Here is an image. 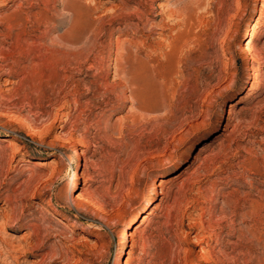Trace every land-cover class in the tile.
Here are the masks:
<instances>
[{
    "label": "rangeland",
    "instance_id": "1",
    "mask_svg": "<svg viewBox=\"0 0 264 264\" xmlns=\"http://www.w3.org/2000/svg\"><path fill=\"white\" fill-rule=\"evenodd\" d=\"M79 1L81 106L0 101V264H264V0Z\"/></svg>",
    "mask_w": 264,
    "mask_h": 264
},
{
    "label": "bare ground",
    "instance_id": "2",
    "mask_svg": "<svg viewBox=\"0 0 264 264\" xmlns=\"http://www.w3.org/2000/svg\"><path fill=\"white\" fill-rule=\"evenodd\" d=\"M5 1L6 0H0V7L2 5L8 4V2H5ZM202 1L203 0H200L199 2H202ZM61 2H62L63 6L61 8H59L57 6L56 0H14L15 8H13L11 10V12L2 13V14L0 13V101L1 102L4 99H6L8 96L12 95V96H16L17 100L21 103H27L29 106L39 108V106H41L43 104V102L46 98L47 99L52 98L51 96L54 95V97H55L54 100H56V102L58 104H60L59 106H60L61 111L65 110L66 108H70L71 105H73L72 104L73 102H74V105L76 108H79V106H81V101L79 100V98L77 96L79 93L78 92V90H79L78 86H79L81 79H79L80 80L79 81L76 78V75H78L76 73H77V70L81 66H84L85 64H90V66H91L92 61L94 59L97 60V56L96 55L93 56V55L95 54V51L97 48L98 39L101 36L100 35V28L102 26V20H100V21L97 20L99 23L96 25V27H94V29L91 30L90 25H87V24L84 25V23H83V20L86 17L89 18L90 14H91L92 6L90 4L82 7L83 5H85V2L82 5L79 0H62ZM91 2H94L97 4L96 0H92ZM98 7L99 6H97V8ZM138 8L136 10V14L141 16L142 13H144V12H142L143 10H140ZM198 8H200V7H198ZM65 10L67 11L66 14L63 12ZM105 11L111 13L115 10L107 9ZM132 13H134V12H132ZM64 14H65V16H64ZM60 16H64L63 18L67 19V20L66 19L65 20L68 21L67 25L69 24V28L64 32V34H62L60 36L58 35L59 36L58 38H55V39L51 38L52 40H50V42H47V40L45 41V35L49 32L47 29L48 28L47 26L51 25L50 23H52L55 19L59 18ZM61 21H62V19H61ZM84 22H85V20H84ZM88 23L90 24V22H88ZM142 24H144V23H142ZM44 25L47 28L41 29V27ZM256 25L257 24H255L253 26V31L251 33L250 41H252V39L255 37ZM49 28H51V26ZM74 30L75 31L76 30L81 31L82 32L81 35H83V36L86 33H90V30H91L90 35L87 34L88 36L81 37L82 39H80V40L81 41L83 40L82 41L83 44L81 43L82 44L81 45L79 43L81 46V47L79 46V48H76L77 46H75L78 39H77V37H75L76 35L75 36L72 35L74 33ZM144 30H145V28H144ZM78 31H76V32H78ZM122 34H124V33H122ZM130 42H133V45H134V43L137 45L138 44L140 45V42L137 41V39H135V38L132 39ZM171 43L174 44V42H171ZM118 44L119 45H118L117 50L118 49H127L126 48L127 45L124 47V46H121L120 43H118ZM143 44H145V43H143ZM170 46H171V44H170ZM138 47L139 46H137V48ZM126 51H128V50H126ZM139 51L140 50H138L137 52H139ZM151 51L153 52L154 50H151ZM171 52H173V51L171 50ZM151 55H152V53H151ZM129 57L132 58L131 51L129 52ZM118 60H119V58H118ZM119 65L120 64L116 65L117 69H118ZM98 66H99V64H98ZM5 72L7 73V75L4 77V82H2L1 76ZM125 74L127 75V73H125ZM61 93L63 94V96L61 95L62 98L58 97V96H60ZM12 100H13V98H12ZM101 111H102V109H101ZM63 113H65V112H63ZM67 114H70V112H68ZM55 119H57V117H55ZM71 139H73V138H69V140H71ZM29 161H30L29 158L26 156H23L19 160V162L21 164H25ZM76 183H77V180L75 181V184ZM7 197H9V196H7ZM257 204H258V206L255 208V211L253 210L252 215L250 214V216L252 217L253 222L255 224H259L263 220L262 219V211L264 210V199L262 200V202H258ZM143 210H144V208H143ZM250 216H249V218H250ZM137 218L138 217L134 218L132 220L131 224H133L137 220ZM200 223H202V222H200ZM202 227H204V226H202ZM209 234H210V232H209ZM131 235H135V234L134 233H132V234L126 233V237H129ZM11 246H13V245H11ZM202 252H203V257H206V250H205L204 246L202 247ZM120 258L121 257H119V259ZM127 264H130V263H127Z\"/></svg>",
    "mask_w": 264,
    "mask_h": 264
}]
</instances>
